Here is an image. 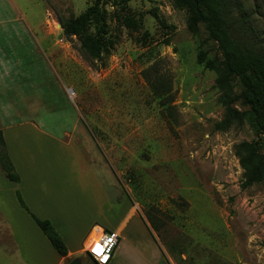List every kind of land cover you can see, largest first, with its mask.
I'll use <instances>...</instances> for the list:
<instances>
[{"label":"rangeland","instance_id":"obj_1","mask_svg":"<svg viewBox=\"0 0 264 264\" xmlns=\"http://www.w3.org/2000/svg\"><path fill=\"white\" fill-rule=\"evenodd\" d=\"M240 2L264 41V0ZM95 5L0 0V37L21 38L18 66L42 85L31 91L38 97L29 94L35 106L21 105L63 120L71 128L65 138L75 137L112 173L164 264H264V182L248 185L236 154L242 142L257 141L264 155V134L249 118L221 127L229 107L248 108L237 77L219 81L218 43L202 23L191 26L188 0H100L103 20L92 18L81 34L64 32L65 22ZM85 37L94 38L92 50ZM156 75L170 80L169 92L154 90ZM147 250L118 264H155ZM76 258L95 264L84 253Z\"/></svg>","mask_w":264,"mask_h":264},{"label":"crops","instance_id":"obj_2","mask_svg":"<svg viewBox=\"0 0 264 264\" xmlns=\"http://www.w3.org/2000/svg\"><path fill=\"white\" fill-rule=\"evenodd\" d=\"M22 42L19 37H0V44L6 45L0 47V129L20 176L16 184L0 170V264H67L84 253L85 240L96 225L120 236L110 264L127 256L132 261L134 254L146 255L148 248L156 253L155 264H164V254L150 244L149 230L136 208L118 196L112 173L95 164L91 151L75 137L65 138L71 128L64 127L63 120L28 108L35 106L28 105L29 94L38 97L31 91L42 85L29 78L31 69L18 66ZM12 51L18 54L15 62ZM17 190L34 215L53 223L68 247L66 257L22 207ZM118 201L123 202L119 211Z\"/></svg>","mask_w":264,"mask_h":264},{"label":"trees","instance_id":"obj_3","mask_svg":"<svg viewBox=\"0 0 264 264\" xmlns=\"http://www.w3.org/2000/svg\"><path fill=\"white\" fill-rule=\"evenodd\" d=\"M99 1L97 0V5L90 7L80 16L65 22L64 32L70 36L81 34L92 18L97 23L103 20L104 16L98 7ZM188 1L193 11L191 26L195 27L198 23H202L210 39L218 43L223 54L220 83L227 86L228 79L225 76H235L243 86L238 98L241 100V105L248 109L242 111L235 107H229L221 127L228 128L234 123L242 124L246 118H249L256 134H264V41L261 36L257 35L255 28L250 23L252 16L245 15L240 0ZM95 45L93 37H85L84 48L92 50ZM206 67L214 69L210 63H206ZM149 81L156 92L167 93L170 91L171 82L167 78L157 76L154 80ZM236 154L246 171L248 185L264 182V155L259 143L244 141L238 145ZM0 170L7 179L16 184L20 182V176L10 159L1 129ZM17 197L22 207L30 214L57 252L66 257L68 247L53 223L48 219H41L34 215L26 206L18 190ZM151 226L153 227L152 224Z\"/></svg>","mask_w":264,"mask_h":264},{"label":"built area","instance_id":"obj_4","mask_svg":"<svg viewBox=\"0 0 264 264\" xmlns=\"http://www.w3.org/2000/svg\"><path fill=\"white\" fill-rule=\"evenodd\" d=\"M120 242L116 231L96 225L83 245L85 255L95 264H110Z\"/></svg>","mask_w":264,"mask_h":264},{"label":"water","instance_id":"obj_5","mask_svg":"<svg viewBox=\"0 0 264 264\" xmlns=\"http://www.w3.org/2000/svg\"><path fill=\"white\" fill-rule=\"evenodd\" d=\"M69 264H79L78 259L71 261Z\"/></svg>","mask_w":264,"mask_h":264}]
</instances>
